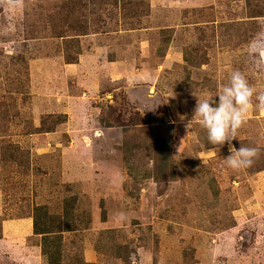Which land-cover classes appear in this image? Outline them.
I'll use <instances>...</instances> for the list:
<instances>
[{
    "label": "rangeland",
    "instance_id": "rangeland-1",
    "mask_svg": "<svg viewBox=\"0 0 264 264\" xmlns=\"http://www.w3.org/2000/svg\"><path fill=\"white\" fill-rule=\"evenodd\" d=\"M39 207L61 264H264V0H0V264Z\"/></svg>",
    "mask_w": 264,
    "mask_h": 264
},
{
    "label": "trees",
    "instance_id": "trees-1",
    "mask_svg": "<svg viewBox=\"0 0 264 264\" xmlns=\"http://www.w3.org/2000/svg\"><path fill=\"white\" fill-rule=\"evenodd\" d=\"M80 30L82 31V28ZM84 34L85 33H82L80 35ZM62 122L64 121L59 123ZM47 130L52 131V129L49 128H47ZM68 214L66 210L63 216L64 219L63 217L58 219V216L49 215L48 212L45 211V208L39 207L35 209L32 215V234L40 238V253L47 264H61L62 234L64 232L74 231L71 222L66 220ZM102 219H105L104 214L102 215Z\"/></svg>",
    "mask_w": 264,
    "mask_h": 264
}]
</instances>
